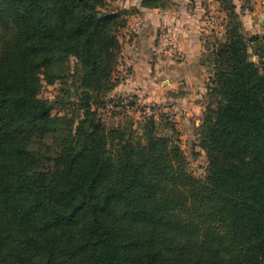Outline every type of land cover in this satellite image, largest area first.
Returning a JSON list of instances; mask_svg holds the SVG:
<instances>
[{"label": "trees", "instance_id": "obj_1", "mask_svg": "<svg viewBox=\"0 0 264 264\" xmlns=\"http://www.w3.org/2000/svg\"><path fill=\"white\" fill-rule=\"evenodd\" d=\"M112 1L0 0V264H264V33L215 0L197 178L167 116L107 127L92 107L138 13Z\"/></svg>", "mask_w": 264, "mask_h": 264}, {"label": "crops", "instance_id": "obj_2", "mask_svg": "<svg viewBox=\"0 0 264 264\" xmlns=\"http://www.w3.org/2000/svg\"><path fill=\"white\" fill-rule=\"evenodd\" d=\"M140 1L132 5L138 13L129 17L119 35L122 52L116 71L121 78L112 93L132 96L142 105L160 102L175 110L191 107L201 113V99L207 98L210 75L209 67L200 61L204 52L202 32L207 33L209 23L206 16L202 17L205 7L195 0H182L172 11L147 9L140 7ZM213 1L219 10L218 3ZM240 6L245 29L250 35L260 32L258 28L264 26V0H249L246 6ZM255 18L260 22L258 26L254 24ZM164 35L174 39L185 55V63L176 64L169 58L162 43ZM200 118L196 122L200 123Z\"/></svg>", "mask_w": 264, "mask_h": 264}, {"label": "rangeland", "instance_id": "obj_3", "mask_svg": "<svg viewBox=\"0 0 264 264\" xmlns=\"http://www.w3.org/2000/svg\"><path fill=\"white\" fill-rule=\"evenodd\" d=\"M138 0H113L111 5L112 8H129L132 7L134 3H137ZM182 0H172L165 10L172 11L176 6H178V3ZM189 1V0H188ZM194 2V0H192ZM198 1L199 5L205 7V10L202 12V17L206 16L207 19L211 16H213V20H211L207 25V29L204 27V29L207 30V33H204L202 36V42L203 44L206 41H210V43L214 42L216 38H221L222 33L225 28V16L223 13H220L218 9L215 8L214 4H212L213 0H195ZM233 2L236 5V9L238 12H241L238 8L242 3L244 6H246L247 3L243 2V0H233ZM190 5V4H189ZM194 5L192 7V10L194 9ZM241 19V16H240ZM242 21V20H241ZM254 24L258 26L260 22L257 21V19H254ZM243 25V23H242ZM209 28V29H208ZM258 29H260V32L257 34H263L264 32V26H260ZM243 33L249 34L250 31L246 30L244 25L242 28ZM167 35V34H166ZM168 36L162 37V43L163 46L166 48L167 52L169 53V58L176 64H183L186 62V58L184 53L181 50L182 58L178 59L174 56L172 52H170L169 43L167 41ZM205 47L204 52L205 53ZM202 54V57H203ZM166 55V54H165ZM201 57V58H202ZM210 69V68H209ZM208 71V70H207ZM114 77L120 80V74L116 71L114 72ZM203 87V85H202ZM58 85H47L41 90V97L48 99L49 101L54 102V110L53 113L62 111L61 109V103L64 102V100L56 98V95L58 93ZM113 90L105 96L104 104L107 100L112 99L113 101H116L119 105L114 106L113 109L107 110L105 106H97L96 102L92 105L93 109H97L98 116L100 120L104 123L105 126H116L120 124L123 121L124 115L129 116L133 119V121L137 122L142 119V117L146 115H139L134 109L135 105H138L136 101L132 98V96L128 97H122L117 96L116 94L112 93ZM203 102V108H205L206 103H208L209 99H201ZM101 101V100H99ZM103 101V100H102ZM123 102L124 104H121ZM133 104H131V103ZM126 105V106H125ZM152 108V111L154 112L152 115L155 116V118H159L161 115L167 116V119L171 122H173L174 128L179 134V144L181 146V149L187 159L188 162V169L189 171L197 178H202L205 174V167L207 165L206 157L204 155V152L200 148L198 144L197 139V128H198V122H196V119L198 120L202 113H200L198 110H193V108L188 107V109H172L166 107L167 105H163L162 103H154V105H148ZM186 106V105H185ZM187 107V106H186ZM62 113V112H61ZM136 127V126H135ZM166 130H163L162 132L165 133Z\"/></svg>", "mask_w": 264, "mask_h": 264}, {"label": "built area", "instance_id": "obj_4", "mask_svg": "<svg viewBox=\"0 0 264 264\" xmlns=\"http://www.w3.org/2000/svg\"><path fill=\"white\" fill-rule=\"evenodd\" d=\"M213 16L209 17L207 19L208 22H210L211 20H213ZM167 41H168V45L170 47V52H172L174 54V56L178 59L182 58L181 55V50L178 48V46L176 45L174 39H172V37L168 36L167 37ZM117 104L116 101H113L112 99H109L106 101V103L104 104L105 108L107 110L113 109V107ZM121 104H124L123 102H121ZM139 115H152L154 112L152 111V108L148 105H142V104H138L135 105V109H134Z\"/></svg>", "mask_w": 264, "mask_h": 264}]
</instances>
